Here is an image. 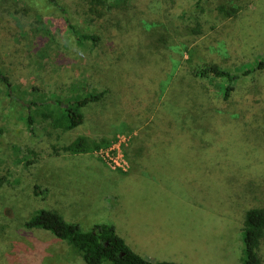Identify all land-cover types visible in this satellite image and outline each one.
<instances>
[{
  "label": "rangeland",
  "instance_id": "obj_1",
  "mask_svg": "<svg viewBox=\"0 0 264 264\" xmlns=\"http://www.w3.org/2000/svg\"><path fill=\"white\" fill-rule=\"evenodd\" d=\"M121 1L106 0L103 8L115 12ZM126 1L120 6L128 34L157 35L133 61L117 54L115 40L125 33L105 14L69 6L62 14L47 0H0V72L9 82L0 79V264H86L51 232L22 225L37 208L82 230L112 224L150 261L242 264L245 211L255 199L234 172L247 187L264 182V70L234 80L226 99L223 80L189 72L210 62L239 73L261 57L264 0H151L144 10ZM179 14L194 33L204 25L202 35L184 32ZM75 33L99 40L80 42ZM92 90L106 93L79 108L80 125L64 131L36 118L27 132V107ZM159 108L197 139L182 133L150 146L142 135L133 139ZM80 135L106 144L85 153L61 149ZM104 149L120 166L102 158ZM258 252L264 264V234Z\"/></svg>",
  "mask_w": 264,
  "mask_h": 264
},
{
  "label": "trees",
  "instance_id": "obj_2",
  "mask_svg": "<svg viewBox=\"0 0 264 264\" xmlns=\"http://www.w3.org/2000/svg\"><path fill=\"white\" fill-rule=\"evenodd\" d=\"M47 1L56 5L62 14H69L66 6H69V8L74 10L73 12L78 14H89L91 12L97 16L105 14L108 20L115 22L114 27L117 31H119V29L124 30L125 36L123 37L122 34H118L117 39L115 40L118 48L116 52L119 57L125 56L129 61H133L139 54L141 57L146 56L147 52L150 50V46L146 45L147 42L152 41V38L153 41H155V37H157L156 34H153V36L148 32V34H145L146 37L138 36L136 34H128V31L125 30L128 23V15L124 10L125 7L120 6L121 4H125L127 2L126 0L121 1V4L113 2V4H116L114 6L115 12H109L107 9H110V7H107V9L103 8V4L106 0ZM131 1L134 8L144 10L147 8V4L151 0H130V2ZM162 1L164 2L165 0ZM129 6L130 5L127 7ZM218 8L220 9L221 7L219 6ZM185 16L186 14H179L177 16L179 17L180 26L187 34L192 33L194 28H192V30L190 27L183 26V19L187 18ZM224 18L232 19L233 14H226ZM175 21L176 19H173L171 31L178 30L177 25H175L177 24ZM199 27H202V29L195 28L197 33L193 32L194 35H197V37L202 35L201 33L204 32L203 29L205 28L204 25H200ZM76 38L80 42L89 40L92 43H96L99 40L98 36L89 33H82L81 35L76 34ZM134 41L137 46L132 43ZM123 47L128 48L129 51H125V48ZM157 48L161 50V47ZM152 49L154 53H157V49L153 45ZM260 70H264V54L255 59L253 62L244 64L241 72L239 73L230 72L228 69H225L216 63L208 62L198 68H195L194 70H191L189 74L192 78L199 77L204 79L212 76L223 80L225 85L222 97L223 99H226L233 90L234 80L238 79L240 76H245L251 72ZM0 79L9 84L7 78L2 75L1 72ZM105 93L106 90H92L83 94L79 92L65 101L59 96H56L53 99H41L40 101L34 103V109L31 110L30 107H27V111L22 116L25 120V128L28 133H33L35 119L39 118L49 123L54 129L56 128L64 131L70 130L80 125L84 120V115L79 111V108L87 105L88 103L103 99ZM151 124L155 125L153 133H150V130H152V128H150ZM169 129L171 131L173 130V134L169 133ZM182 133L187 135L190 139H197L191 136L184 127L179 129L174 115L168 114L159 108L155 112L153 119L150 120L148 124L140 127L138 134L134 136L133 139L142 135L144 139L154 141L148 143L150 146L154 143H163L164 139H176L180 137ZM101 142L102 143L90 141L89 143L87 137L80 135L72 142L63 145L61 149L72 153H85L93 151L106 144L104 143L105 141ZM146 143L147 142H141L140 144L144 147ZM134 150L136 152L135 155H141V150L138 145L134 148ZM234 174H237L241 178L242 181L238 183V186L246 192V197H252L255 199V201L251 200L252 204L245 211V219L242 230L243 250L241 262L242 264H263L261 256L258 252V245L264 234V182L261 179H258L257 183L255 180H251L254 182H251L250 186L247 187V180L244 181L238 173L234 172ZM2 186L3 185L0 182V190L2 189ZM34 188H36V186H34ZM14 189H16V187ZM31 194L30 198H34L38 195L36 190L31 192ZM10 196L11 195L9 194V197ZM16 204V206L19 205L18 203ZM21 223L27 229L35 228L51 232L57 238L71 245L80 254L86 264H102L104 262H109L111 264H181L173 261H150L145 259L143 256L130 248L125 240L116 233L115 227L112 224L98 223L94 224L89 230H82L78 223L69 222L64 219L60 213L48 208H37L31 210L28 215H24Z\"/></svg>",
  "mask_w": 264,
  "mask_h": 264
},
{
  "label": "built area",
  "instance_id": "obj_3",
  "mask_svg": "<svg viewBox=\"0 0 264 264\" xmlns=\"http://www.w3.org/2000/svg\"><path fill=\"white\" fill-rule=\"evenodd\" d=\"M110 151H111V148H110ZM100 154L102 158H104L106 162H108V164L120 166L119 160H118L119 157L113 155L112 152H108L107 149H104V150H100Z\"/></svg>",
  "mask_w": 264,
  "mask_h": 264
},
{
  "label": "crops",
  "instance_id": "obj_4",
  "mask_svg": "<svg viewBox=\"0 0 264 264\" xmlns=\"http://www.w3.org/2000/svg\"><path fill=\"white\" fill-rule=\"evenodd\" d=\"M125 174V173H124ZM145 259H147V260H149L150 258H146V257H144Z\"/></svg>",
  "mask_w": 264,
  "mask_h": 264
}]
</instances>
